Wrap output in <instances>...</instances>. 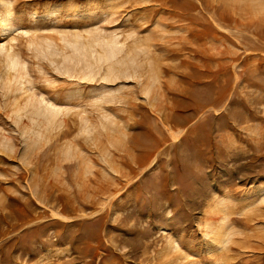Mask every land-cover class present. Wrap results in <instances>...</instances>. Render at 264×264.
I'll return each mask as SVG.
<instances>
[{"label":"rangeland","instance_id":"obj_1","mask_svg":"<svg viewBox=\"0 0 264 264\" xmlns=\"http://www.w3.org/2000/svg\"><path fill=\"white\" fill-rule=\"evenodd\" d=\"M0 264H264V0H0Z\"/></svg>","mask_w":264,"mask_h":264},{"label":"bare ground","instance_id":"obj_2","mask_svg":"<svg viewBox=\"0 0 264 264\" xmlns=\"http://www.w3.org/2000/svg\"><path fill=\"white\" fill-rule=\"evenodd\" d=\"M107 54V53H106Z\"/></svg>","mask_w":264,"mask_h":264}]
</instances>
